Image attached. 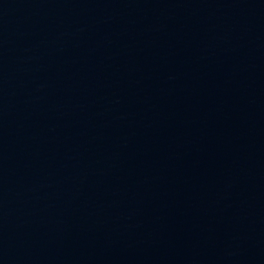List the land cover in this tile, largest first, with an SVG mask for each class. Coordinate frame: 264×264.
<instances>
[{"label": "water", "instance_id": "obj_1", "mask_svg": "<svg viewBox=\"0 0 264 264\" xmlns=\"http://www.w3.org/2000/svg\"><path fill=\"white\" fill-rule=\"evenodd\" d=\"M0 264H264V0H0Z\"/></svg>", "mask_w": 264, "mask_h": 264}]
</instances>
